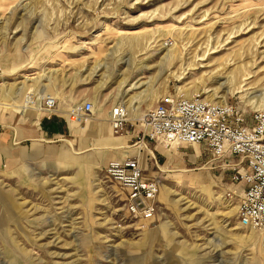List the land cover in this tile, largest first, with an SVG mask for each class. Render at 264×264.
Segmentation results:
<instances>
[{"label": "rangeland", "instance_id": "obj_1", "mask_svg": "<svg viewBox=\"0 0 264 264\" xmlns=\"http://www.w3.org/2000/svg\"><path fill=\"white\" fill-rule=\"evenodd\" d=\"M0 84V264H264L263 235L236 217L243 183L228 166L244 161L164 145L143 125L168 93L226 102L252 123L264 109V0H0ZM26 94L53 96L68 120L85 100L93 113L25 154L23 109L48 113ZM119 101L130 111L114 131ZM124 155L159 182L154 219L130 215L105 172Z\"/></svg>", "mask_w": 264, "mask_h": 264}, {"label": "built area", "instance_id": "obj_2", "mask_svg": "<svg viewBox=\"0 0 264 264\" xmlns=\"http://www.w3.org/2000/svg\"><path fill=\"white\" fill-rule=\"evenodd\" d=\"M38 104L53 112L55 98L41 95ZM80 109L82 113L75 111L71 119L87 120L89 117L83 114L93 113V102L83 101ZM129 111L122 101L110 105L108 120L114 131L124 127ZM234 111L226 102L199 95L187 97L168 93L146 111L144 132L164 145L203 143L216 158L239 156L244 161L242 169H235L233 163L228 166L232 181L243 183L236 207L237 222L259 230L264 237V109L254 110L251 124L244 123L243 116L234 118ZM105 172L126 189L125 206L130 215L154 219L159 182L146 175L138 156L110 158Z\"/></svg>", "mask_w": 264, "mask_h": 264}, {"label": "crops", "instance_id": "obj_3", "mask_svg": "<svg viewBox=\"0 0 264 264\" xmlns=\"http://www.w3.org/2000/svg\"><path fill=\"white\" fill-rule=\"evenodd\" d=\"M31 73H24V81L31 75ZM2 88V84H0V89ZM19 94L23 92V86L19 87ZM16 94V98L19 94ZM26 102H39V97H33L31 94H26ZM3 103H0L2 105ZM39 105V104H37ZM72 120V119H71ZM67 118L63 117L59 113L48 112L38 113L37 110L29 109L28 111H24L23 109V153H33L36 148H38L46 137H51L54 139H60L63 136H67L72 134V132H81L85 128V125L82 126L80 123L84 122V124L89 120H79V121H71ZM79 124H77V123ZM28 148V149H27ZM49 150L50 147L48 148ZM47 149V150H48ZM60 154H67L65 149L59 151Z\"/></svg>", "mask_w": 264, "mask_h": 264}, {"label": "bare ground", "instance_id": "obj_4", "mask_svg": "<svg viewBox=\"0 0 264 264\" xmlns=\"http://www.w3.org/2000/svg\"><path fill=\"white\" fill-rule=\"evenodd\" d=\"M201 59H203V58H200V60H201ZM99 66H100V65H99ZM99 66H98V67H99ZM125 83H126V81L124 82V84H125ZM222 85H224V83H222L221 86H222ZM129 86H130V85H129ZM139 86H140V85H137V84L135 85V84H134V86H131L130 88H132V87H135V88L137 87V88H138ZM130 88L126 89L125 91H128ZM137 102H138L137 99H133V100H132V103H137ZM262 108H263V107H262ZM72 120H73V119H72ZM73 121H74V120H73Z\"/></svg>", "mask_w": 264, "mask_h": 264}]
</instances>
